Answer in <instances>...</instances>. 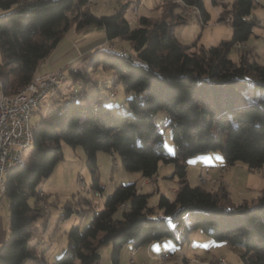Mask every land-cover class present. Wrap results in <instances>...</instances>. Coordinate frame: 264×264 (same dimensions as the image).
Segmentation results:
<instances>
[{
    "label": "trees",
    "instance_id": "trees-1",
    "mask_svg": "<svg viewBox=\"0 0 264 264\" xmlns=\"http://www.w3.org/2000/svg\"><path fill=\"white\" fill-rule=\"evenodd\" d=\"M89 3L0 0V76L8 97L32 83L39 64L49 58L72 26L78 30L103 27L109 42L119 39L130 48L111 44L108 48L118 52L103 55L94 51L88 56L92 66H102L115 75L114 85L123 86L130 114L116 116L115 108L100 99L79 101L87 99L80 93L50 108L34 126L31 164L12 168L5 178L3 195L9 202L11 236L0 245V264H23L27 259L49 264L29 250L35 222L44 216L29 200L39 194L41 183L63 160V143L83 148L94 174L98 153L114 151L127 171L141 172L145 178H153L160 163L174 164L179 182L174 200L160 195L157 207L163 216L155 215V208L148 205L150 195L139 192L136 183L120 185L86 228L71 227L69 248L53 264H100L99 249L107 243L113 245V264H119L127 245L138 249L171 238L183 246L197 230L216 241L239 244L244 264H264V193L251 204H235L223 186L212 192L192 186L187 179L189 159L216 151H221L229 166L242 162L254 170L264 165V65L252 59L250 48L241 47L257 23L251 17L254 0H235L229 21L223 8L218 20L232 23V39L198 51L194 50L197 43L184 46L177 38L175 27L187 16L174 11L181 8L184 12L186 7L194 14L199 10L206 24L209 14L203 0H182L181 5L170 2L162 19L140 16L134 28L125 17L129 3L109 16L92 14ZM235 47L237 62L230 58ZM70 75L75 82L91 78L87 70H70ZM249 75L254 88L263 93L257 101L249 100L244 92L243 81ZM157 112L166 114L174 154L162 143L163 133L153 116ZM94 182V188L101 190L96 176ZM119 209L121 218H117ZM186 216L192 218L191 226L183 225ZM169 220L180 228H172ZM183 263L189 264L186 258Z\"/></svg>",
    "mask_w": 264,
    "mask_h": 264
},
{
    "label": "rangeland",
    "instance_id": "rangeland-1",
    "mask_svg": "<svg viewBox=\"0 0 264 264\" xmlns=\"http://www.w3.org/2000/svg\"><path fill=\"white\" fill-rule=\"evenodd\" d=\"M122 1L124 2V0H101L103 11L98 12H101L100 14L104 16L112 15L123 4ZM138 1L131 0L129 7L125 11V17L133 28L138 25L140 16H147L157 20L162 19L164 9L169 6L168 4L170 2L176 3L170 0H167L168 2L164 0ZM234 1L216 2L214 5L212 0H203L206 12L209 14L207 23L204 24L201 21L199 10L194 12V14H190L185 22L179 23L175 27V33L179 41L184 46H192L197 43V47L193 49L198 51L202 47H214L223 41L231 40L233 36L232 23L219 21L218 19L223 8L228 11L224 14L225 20L230 18L229 15ZM140 2L142 3L140 4ZM185 9L187 8L185 7ZM94 10L96 11L97 9L95 8ZM174 13L175 15L184 14L181 8H176ZM251 17L255 18L257 23L253 27V32L247 43L241 47L250 48L253 53L252 59L264 65V0H254ZM167 20L171 21V17L168 16ZM123 44L126 45L125 49L130 51L129 43ZM96 51L103 55H112L118 52V49L111 50L108 47L100 46L96 48ZM230 58L235 62L238 61L239 52L236 47L232 50ZM92 61L91 57H86L84 60H80L82 67L75 66L74 68L75 71L87 70L90 73L91 78L87 82L84 79H80L72 83L69 75H67L66 79L64 76V84L59 86L64 95L61 96L60 101H57V105L70 101L72 94L79 95L84 93L87 95V99L79 101L86 103L100 99L105 106H117L114 109L116 116L130 114L127 104L129 96L123 86L114 85L115 75L110 71H105L102 66H92ZM243 83L245 84L244 92L249 100L257 101L263 96L261 90L254 88L250 75ZM55 93L57 95V90ZM51 95L52 93H49L43 98L39 106L34 109L30 120L33 127L38 125L50 110L51 107L47 105V99L51 98ZM141 96H146V93H141ZM153 116L159 130L163 133L162 143L164 147L170 154H174L175 145L172 138V130L167 127L168 119L166 114L157 112ZM63 152V160L57 165L53 174L41 183L39 194L29 200L31 205L41 208L44 213V216L35 222L37 229L29 243V250L32 253L35 252L40 261L45 258L49 264H53L56 259L62 256L71 243L69 237L71 227L80 226L82 230L86 228L95 215L100 214L104 209L107 198L120 185L136 183L139 192L149 194L148 205L155 208L156 216H163V211L157 207L160 195L164 194L171 200L176 197L179 178L174 175V164L160 163L158 173L153 178H145L141 172L127 171L117 154V157H113L111 153L99 152L98 168L94 174L93 170L88 166V160L83 148H74L63 143ZM32 154L33 146L23 151V165L29 166L31 164ZM115 158L117 165H115ZM189 163L187 179L192 186H200L212 192L218 191L223 186L229 192V199L232 203L247 202L251 204L256 202L259 196L264 193V165L254 170H251L248 165L242 162L229 166L226 164L221 151L193 157ZM95 176L99 181L101 190L94 188ZM80 178L84 179L85 188L81 186ZM122 216L123 211L119 209L117 218ZM0 221L4 228L8 229L10 237V209L5 195L1 198ZM168 222L172 228L174 227L176 230L180 228L176 223L170 220ZM192 222V218L186 216L183 220V225L191 226ZM193 233L190 234L192 242L189 251L185 253L186 257L181 255L182 250L180 249L181 251L179 252L178 250L173 251L176 254L163 261L160 255L156 253V249L147 250L146 247L134 249L132 246L127 245L121 251L119 264H131L130 258L135 256V252L131 254L132 250H138L135 256L136 264H184V258L188 260L189 264H220V259H225L228 264H244L240 256L241 246L239 244L216 241L201 230ZM101 237L102 235L100 234L99 239ZM41 238L43 243H39ZM163 240L165 242L172 241L171 238H164ZM155 242L157 243L155 245L162 243L160 241ZM186 245L187 243L183 246L186 248ZM46 249V253L43 254ZM99 251L101 253L100 264H113L114 250L112 243L102 245ZM169 251L171 250L164 253H169ZM24 264H38V262L27 259Z\"/></svg>",
    "mask_w": 264,
    "mask_h": 264
},
{
    "label": "crops",
    "instance_id": "crops-1",
    "mask_svg": "<svg viewBox=\"0 0 264 264\" xmlns=\"http://www.w3.org/2000/svg\"><path fill=\"white\" fill-rule=\"evenodd\" d=\"M130 1L131 0H124V2L123 1L122 2L123 4H126V3H130ZM102 6L103 5L101 0H90V3L87 8L89 12H91L96 16H104L100 14L101 12H98V11H103L101 8ZM95 8L97 9L96 11L94 10ZM123 43L126 42L119 39L114 40L113 43L109 42L103 27L91 26L83 30H78L75 26H72L65 34L63 39L59 42L57 47L53 50L49 58H47L46 60L42 61L39 64V67L36 71V75H45V74L53 73L57 70H63L65 73V79L67 78V75H69V77L71 78V82L74 83L75 80L70 75V70H74L75 66L79 68L82 67V64H80V60H84L91 53L96 51V48L100 46L108 47L110 44H114L116 48L119 47L125 49L126 45H124ZM63 84L64 82L62 83V85ZM59 90H60L59 94L55 95L54 97L52 96L53 95L52 94L51 95L52 97L47 99L48 100L47 105L49 107L58 108L63 105V104L57 105V101H60L62 98L61 96L64 95V93L61 92V88H59ZM112 107L116 108L117 106H112ZM189 161L190 159L188 160L187 167L190 166ZM8 238H9L8 229H5L0 221V245L4 243ZM190 239L189 242H187V245L188 244L189 245L188 246L186 245V248L185 246H178V244H176L175 240L173 239L171 242H165L164 240H161L160 242L162 243H159L160 245H155L157 243L153 242L145 247L147 248V250L151 248L156 249L157 251L156 253L160 255V257L162 253H164L165 251L181 249L182 250L181 255L186 257L185 253L188 252L189 248L191 247L192 237H190ZM132 252H135V256H136L138 250L137 251L132 250L131 254ZM175 254L176 253H173L172 255Z\"/></svg>",
    "mask_w": 264,
    "mask_h": 264
},
{
    "label": "built area",
    "instance_id": "built-area-1",
    "mask_svg": "<svg viewBox=\"0 0 264 264\" xmlns=\"http://www.w3.org/2000/svg\"><path fill=\"white\" fill-rule=\"evenodd\" d=\"M190 13H192L191 10L184 9V15L190 16ZM227 20H230V18ZM108 47H111V44ZM60 76H65L63 70L39 75L35 88L28 95L22 96L20 100H4L0 96V191L2 189L3 173H8V167L15 165L14 151L17 148V144L23 142L22 133L26 124H29L31 120L32 106L43 100V93L46 90H56ZM80 183L85 188L84 179L80 178ZM39 243H43L42 238L39 239ZM177 250L178 252L181 251L180 249ZM171 255L172 250L169 253H162L161 258L165 260ZM224 262L228 264L227 261ZM130 263L136 264L135 256L130 258Z\"/></svg>",
    "mask_w": 264,
    "mask_h": 264
},
{
    "label": "bare ground",
    "instance_id": "bare-ground-1",
    "mask_svg": "<svg viewBox=\"0 0 264 264\" xmlns=\"http://www.w3.org/2000/svg\"><path fill=\"white\" fill-rule=\"evenodd\" d=\"M140 1V0H139ZM138 1V2H139ZM170 1H173V2H176V3H182V0H170ZM214 1V0H212ZM215 2H221V3H224V2H228V0H215ZM142 2H140L141 4ZM139 4V3H138ZM187 4V3H186ZM184 5V3H183ZM139 6V5H138ZM188 7V6H187ZM192 11V9H189ZM193 12V11H192ZM113 46V45H111ZM63 76H60L58 78V82H57V86L61 83V81L63 80ZM38 79H39V75H35L32 83H30L28 86H25V88H22L20 89L19 93L16 95V96H11V97H8L6 96L4 93H3V82H2V78L0 76V96H2V98L4 100H20L22 98V96H26L29 94V92L35 88V85L36 83L38 82ZM57 89V87H56ZM56 91V90H55ZM53 90H46L44 93H43V98H45L49 93H52V94H55ZM40 102L38 103H35L33 106H32V113L34 111L35 108H37L39 106ZM22 140L23 142L22 143H19L17 144V148L16 150L14 151V164L15 165H10L8 167V173L9 171L12 169V168H15L19 165H21L23 163V160H22V155H23V151L32 146L33 145V142H34V127L31 125V121L29 122V124H26V127L24 128L23 130V133H22ZM111 155L113 157H117L116 156V153L113 151L111 152ZM115 165H117V160L115 158ZM8 173H3V177H2V189L0 191V204H1V198L4 194V190H5V178L7 176ZM225 259H220L219 262L220 264H225Z\"/></svg>",
    "mask_w": 264,
    "mask_h": 264
}]
</instances>
